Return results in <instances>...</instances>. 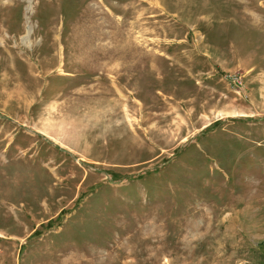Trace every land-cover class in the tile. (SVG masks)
<instances>
[{"label": "rangeland", "instance_id": "374dc122", "mask_svg": "<svg viewBox=\"0 0 264 264\" xmlns=\"http://www.w3.org/2000/svg\"><path fill=\"white\" fill-rule=\"evenodd\" d=\"M0 264H264V0H0Z\"/></svg>", "mask_w": 264, "mask_h": 264}]
</instances>
